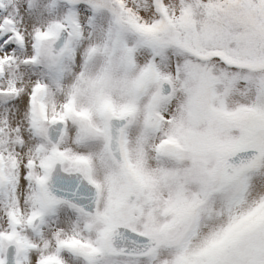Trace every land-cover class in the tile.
<instances>
[{"label": "snow or ice", "instance_id": "obj_1", "mask_svg": "<svg viewBox=\"0 0 264 264\" xmlns=\"http://www.w3.org/2000/svg\"><path fill=\"white\" fill-rule=\"evenodd\" d=\"M0 264H264V0H0Z\"/></svg>", "mask_w": 264, "mask_h": 264}]
</instances>
